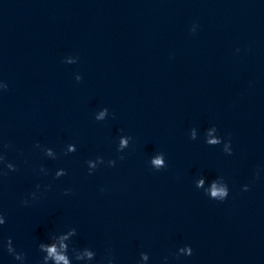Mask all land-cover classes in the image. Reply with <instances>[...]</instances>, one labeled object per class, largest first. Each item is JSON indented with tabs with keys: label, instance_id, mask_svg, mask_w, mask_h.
Masks as SVG:
<instances>
[{
	"label": "water",
	"instance_id": "obj_1",
	"mask_svg": "<svg viewBox=\"0 0 264 264\" xmlns=\"http://www.w3.org/2000/svg\"><path fill=\"white\" fill-rule=\"evenodd\" d=\"M0 80V141L17 167L0 178V241L26 264L68 227L77 247L97 260L111 248L116 264L141 252L147 264H264V0H0ZM213 125L232 155L205 143ZM121 135L133 139L118 153ZM68 144L77 150L63 155ZM158 152L168 167L156 171ZM97 156L117 164L89 175ZM201 175L223 176L228 198L197 189ZM185 245L192 255L177 258ZM0 264L19 262L0 248Z\"/></svg>",
	"mask_w": 264,
	"mask_h": 264
},
{
	"label": "clouds",
	"instance_id": "obj_2",
	"mask_svg": "<svg viewBox=\"0 0 264 264\" xmlns=\"http://www.w3.org/2000/svg\"><path fill=\"white\" fill-rule=\"evenodd\" d=\"M197 30V25L193 24L190 28L192 33H195ZM239 52V49H237ZM78 61V57H67L65 59V63L73 64ZM82 76L77 74L75 76V80L80 82L82 80ZM8 91L7 82L0 80V95ZM109 116V110L107 107L102 108L98 112L95 113L94 119L96 121H104ZM113 118H115V114H112ZM190 139L196 140L198 137L197 129L193 127L190 130ZM133 137L130 135H121L119 137L117 152L123 153L125 149H127L132 141ZM205 143L209 146H217L223 144L222 151L227 155L233 154V149L231 146V140H224L223 137L218 135V129L215 125L208 128L205 132ZM36 148L41 149L43 154L50 159H57V153L49 147L42 146L39 142L35 144ZM12 145L10 143H4L0 141V178L6 177L9 172L17 171V167L14 163L9 162L7 160V151L11 149ZM77 148L75 144H68L66 149L63 152V155H68L69 153L76 152ZM118 160H124V155H119ZM117 159H108L104 160L102 156H97L95 160L86 161L88 165V174L92 175L94 171L100 166L106 164L107 167H115L117 164ZM150 167L156 171L161 169H166L168 164L166 163L164 154L162 152L156 153L154 156L150 158L149 161ZM264 169H257L254 173V178H260V172ZM39 171L44 175H48V171L41 166ZM67 175L65 169L61 168L55 172V179H59L62 176ZM207 177L201 175L195 182V186L197 189H203L204 194L211 200H215L218 202H224L229 196V187L227 182L225 181L223 176H218L211 181H207ZM41 185H36V191H33L29 194V198H25L21 200V204L25 207L31 206V201H36L40 197L38 193L40 192ZM51 185H45V191L50 190ZM250 186L244 185L242 191H249ZM71 189H65L64 194L69 195L71 193ZM103 191V189H101ZM6 224V216L0 211V227ZM77 235V229L75 227H68L66 231H60L56 233L50 234L47 242H40L37 247L40 253H42V257L37 262V264H73L75 261L76 264H116V259L113 254L111 248L106 249L105 254L97 260V253L90 247H77L73 241V237ZM0 248L5 249L15 261L19 262V264H26L27 256L24 252H18L16 248L13 246V241L9 237L6 241H0ZM193 250L190 245H185L178 249L175 254L177 258L180 255L191 256ZM167 257H164V264H167ZM149 261V255L146 252L140 253V258L137 261V264H147Z\"/></svg>",
	"mask_w": 264,
	"mask_h": 264
}]
</instances>
